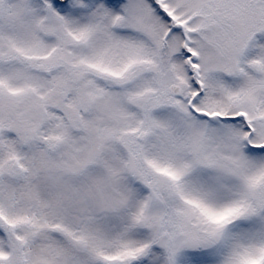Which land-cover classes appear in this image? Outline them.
I'll return each mask as SVG.
<instances>
[{"label": "snow or ice", "instance_id": "6c2138e0", "mask_svg": "<svg viewBox=\"0 0 264 264\" xmlns=\"http://www.w3.org/2000/svg\"><path fill=\"white\" fill-rule=\"evenodd\" d=\"M0 264H264V0H0Z\"/></svg>", "mask_w": 264, "mask_h": 264}]
</instances>
